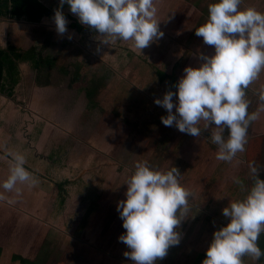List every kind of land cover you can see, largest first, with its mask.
<instances>
[{"label": "rangeland", "instance_id": "1", "mask_svg": "<svg viewBox=\"0 0 264 264\" xmlns=\"http://www.w3.org/2000/svg\"><path fill=\"white\" fill-rule=\"evenodd\" d=\"M212 1L158 0L156 19L169 36L164 33L142 50L134 48L131 40L117 38L119 46L103 47L102 52L95 48L93 58L78 53L52 70H40L43 103L31 107L34 128L28 122L31 117L25 122L16 118L8 140L0 144V182L8 176L16 153L24 155V166L36 180L31 186L18 185L19 192L0 188L4 264H18L11 262L14 253L38 264L66 262L69 257L67 264H133L124 255L127 246L118 240L126 230L119 224L117 203L125 198L136 162L145 160L162 170L176 166L180 183L191 193L190 211L178 226L180 242L156 264H192L206 253L214 230L228 222L222 209L231 200L243 199L253 184L250 146L263 155L254 163L258 174L264 172V104L256 101L253 89H245V99L256 119L249 125L244 151L231 161L216 158L212 125L205 128L207 122L199 121L201 134L194 137L175 125L165 126L161 116L168 114L167 109L154 103L167 90L175 91L183 64H198L203 38L191 29L190 18L199 11L200 2ZM162 2L166 7H161ZM182 14L188 19L187 30L176 25ZM164 16L176 18L175 29L172 21L171 27L165 24ZM78 70L80 77L73 83ZM95 87H99L97 105L91 108L85 90ZM242 261L256 264L258 258L246 254Z\"/></svg>", "mask_w": 264, "mask_h": 264}, {"label": "clouds", "instance_id": "2", "mask_svg": "<svg viewBox=\"0 0 264 264\" xmlns=\"http://www.w3.org/2000/svg\"><path fill=\"white\" fill-rule=\"evenodd\" d=\"M65 3L79 23L113 39L131 40L140 50L164 35L154 0H59L52 18L57 34L67 31L62 11ZM240 5L241 0L209 3L208 18L195 28V34L213 46L212 54L198 53V66H185L175 91L169 89L162 98L154 99L167 109L168 114L161 116L165 126L175 125L179 131L198 137L199 121L207 122L205 128L212 125L210 139L217 146L216 158L222 161H231L237 152L244 151L249 125L256 119V113L248 111L245 89L264 69V12ZM260 98L264 100V92ZM24 165V155L16 153L0 188L19 192L18 185L35 184ZM248 166L254 182L243 199L231 200L222 209L228 222L214 230L201 264H243L246 254L254 258L264 254L257 244L264 232V179L253 161ZM180 175L176 166L162 170L146 160L136 162L126 182L125 198L117 203L126 230L118 240L127 246L124 255L133 264H156L180 242L178 226L190 211L191 197L180 183ZM235 182L241 183L239 179Z\"/></svg>", "mask_w": 264, "mask_h": 264}, {"label": "crops", "instance_id": "3", "mask_svg": "<svg viewBox=\"0 0 264 264\" xmlns=\"http://www.w3.org/2000/svg\"><path fill=\"white\" fill-rule=\"evenodd\" d=\"M38 1L50 10L49 15L44 16L40 21H31L26 15L16 17L10 14L8 16L0 17V48L5 49L8 47H15L25 53L33 50L36 54L34 58H37L41 63H43L41 69L44 72H47L48 69L52 70V67L49 64H46L48 59L53 60V63H55L56 66V64L58 65L62 62L72 61L78 53L81 54V56L89 55L93 58L95 56V48L97 52H102L103 47L114 45L115 43L116 44L114 46H119L117 38L113 39L110 36L102 35L94 28L79 23L78 17L69 10V6L66 3L62 7V11L66 15V19L68 21L67 31L64 34H57L52 18L54 15V10L59 6V0ZM154 2L156 3L155 6H158V0H154ZM161 7H166V5H164L162 2ZM198 7H200L199 11H194L196 13L195 16L190 18L193 20V22L190 20L192 22L191 29L193 30L204 23L208 18V9L206 8L208 5L202 4L200 2ZM240 7H254L258 11L264 12V0H241ZM178 8H180V6H178ZM176 14L181 15L180 9H177ZM183 17L184 16L182 14L181 19H176L173 17V20H169L167 19V16H164L163 20L165 24L169 25L170 27V21H172L173 29H175L176 26L173 24V22L174 19H176L178 20L176 24L177 28L184 30L187 28L188 19L186 20V18ZM169 29L171 30V28ZM163 33L169 36L167 32L163 31ZM69 34L72 35L71 39L68 38ZM170 37H172V34H170ZM101 40H108L109 42L101 43ZM185 47L187 46H184V48ZM200 52L211 55L213 52V46L202 43L199 53ZM197 57L199 64V55ZM177 63H180V61ZM198 64L196 66H198ZM191 65L193 64L191 63ZM184 68L185 64H183V69ZM41 69L35 68L31 59L21 60L19 62V80L14 86L12 92L13 95L11 97H5L3 96L4 94L2 95L0 93V100L3 99V101H0L1 145L5 142L4 140H8L7 137L9 136V128H13L14 123L17 120L16 118H21L23 122L30 120L31 107L37 109L41 102L43 103V100L40 98V94L44 89L39 87L41 86V78L40 83L38 82L39 76L41 75ZM182 74L184 73L182 72ZM175 78L176 77H174L173 80ZM259 81H261V83ZM247 89H253L251 93L255 91L254 93L259 98V100L256 101L264 104V100L259 97L260 93L264 92V69H261L257 77L248 85L246 90ZM56 93L59 94V99L61 100V89L58 88ZM31 102L33 103L32 106H30ZM27 105L29 107H27ZM3 111H6L8 114L2 113ZM263 120L264 118L261 121ZM35 121L36 120L32 117L31 120L28 121L29 124H33L30 125V128H34L36 124ZM27 131H29V129ZM15 135H19V133L16 132ZM249 150L250 148H248V151ZM258 175L264 179V172ZM61 187V185L57 186V188ZM262 233L264 234V232H261L259 235ZM75 252L79 254L78 251ZM5 253H7L6 250L0 246V264H4ZM22 259L26 260L27 263L25 264H31L32 262H35V260L26 258L22 254L18 253H14L12 255L11 262L13 263L14 261L18 264H23L21 262ZM257 263L264 264L259 261V258L256 264ZM39 264H45V262L42 260Z\"/></svg>", "mask_w": 264, "mask_h": 264}, {"label": "trees", "instance_id": "4", "mask_svg": "<svg viewBox=\"0 0 264 264\" xmlns=\"http://www.w3.org/2000/svg\"><path fill=\"white\" fill-rule=\"evenodd\" d=\"M50 10L45 7L38 0H0V17L13 15L20 17L26 15L30 18L31 21H40L44 16L49 15ZM66 16V15H65ZM35 52L29 51L27 53L22 52L21 50L15 47L0 48V93L1 94H12L14 86L19 80V62L25 59H31L33 66L37 69H41L43 63L40 62L37 58ZM46 64H49L51 67L55 66L53 60L47 61ZM80 77L79 70L76 71L73 75L72 82H76ZM85 93L87 94V99L91 108H94L97 105L95 97L99 93V87L86 89ZM257 147H250L248 155L250 160L255 162L259 160V157L262 158L263 155L259 153ZM260 178H262L260 176ZM263 179V178H262ZM254 182V179H253ZM61 185V184H60ZM93 209V208H92ZM91 209V210H92ZM122 221L119 222L121 224ZM117 224V225H119ZM257 244L264 252V234L259 235ZM206 253L198 255V257L193 261L192 264H201V261L205 258ZM69 258L65 259L66 262H69ZM259 261L264 263V254L259 257ZM23 264L27 263L26 260L22 259ZM66 262H61L57 264H67ZM50 263V261H48ZM31 264H38L37 262H32Z\"/></svg>", "mask_w": 264, "mask_h": 264}]
</instances>
